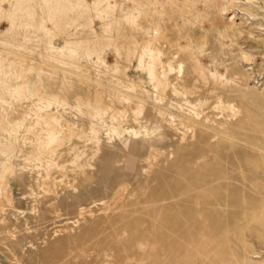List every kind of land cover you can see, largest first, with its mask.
<instances>
[{"label":"rangeland","instance_id":"1","mask_svg":"<svg viewBox=\"0 0 264 264\" xmlns=\"http://www.w3.org/2000/svg\"><path fill=\"white\" fill-rule=\"evenodd\" d=\"M216 217L264 263V0H0V264H215Z\"/></svg>","mask_w":264,"mask_h":264},{"label":"bare ground","instance_id":"2","mask_svg":"<svg viewBox=\"0 0 264 264\" xmlns=\"http://www.w3.org/2000/svg\"><path fill=\"white\" fill-rule=\"evenodd\" d=\"M228 7V6H227ZM229 8V7H228ZM230 9V8H229ZM220 11L221 13L225 14L228 12L226 6H222L220 7ZM227 11V12H226ZM230 11V10H229ZM229 13V12H228ZM230 16V15H229ZM226 16L227 19V23L230 26L235 25V21L233 20V17H229ZM194 195H197V193H194L191 198H193ZM187 201V199L185 200ZM204 221L200 222L199 221V226L204 225L203 223ZM229 223L226 225V227H229ZM205 226L209 227V230H207L206 235L204 236V238L207 240V244L204 247L203 253L205 255V257L209 260L214 262L215 264H217V253H221L222 256L226 257L227 254V250L226 249H222L220 252H217V217L215 220H212L209 224H205ZM230 233V232H228ZM230 235V234H227ZM212 236L214 237V239L212 238ZM240 237H242L243 239L246 238L245 233H240ZM211 238V239H210ZM231 246L235 245V242L230 243ZM235 249L232 248V252H234ZM220 255V254H219ZM223 258V257H222ZM264 264V263H263Z\"/></svg>","mask_w":264,"mask_h":264}]
</instances>
